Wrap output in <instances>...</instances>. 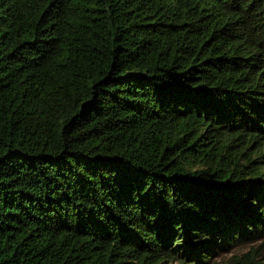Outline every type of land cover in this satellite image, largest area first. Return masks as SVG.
Wrapping results in <instances>:
<instances>
[{"label": "trees", "instance_id": "trees-1", "mask_svg": "<svg viewBox=\"0 0 264 264\" xmlns=\"http://www.w3.org/2000/svg\"><path fill=\"white\" fill-rule=\"evenodd\" d=\"M255 240L264 0H0V264H264L215 261Z\"/></svg>", "mask_w": 264, "mask_h": 264}, {"label": "rangeland", "instance_id": "rangeland-1", "mask_svg": "<svg viewBox=\"0 0 264 264\" xmlns=\"http://www.w3.org/2000/svg\"><path fill=\"white\" fill-rule=\"evenodd\" d=\"M260 242L262 243L264 241H262V240L256 241L255 240L254 242H251V243L247 241L246 243L239 244L238 245L239 247L232 248L230 251L224 250V251L219 252L220 250H217V252H219V254H218V257L216 258L215 261L218 262V260H220V262H221V261L225 260V257L229 258L232 255V253L235 254V253L242 252V251L246 250L247 248H249L250 246H258V244H260ZM259 250L264 252V249H261V247H259Z\"/></svg>", "mask_w": 264, "mask_h": 264}]
</instances>
